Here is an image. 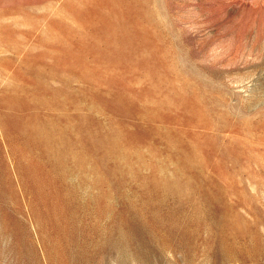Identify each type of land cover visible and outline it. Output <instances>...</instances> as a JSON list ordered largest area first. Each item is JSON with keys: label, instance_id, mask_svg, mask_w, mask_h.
<instances>
[{"label": "rangeland", "instance_id": "rangeland-1", "mask_svg": "<svg viewBox=\"0 0 264 264\" xmlns=\"http://www.w3.org/2000/svg\"><path fill=\"white\" fill-rule=\"evenodd\" d=\"M0 264H264V0H0Z\"/></svg>", "mask_w": 264, "mask_h": 264}, {"label": "bare ground", "instance_id": "bare-ground-1", "mask_svg": "<svg viewBox=\"0 0 264 264\" xmlns=\"http://www.w3.org/2000/svg\"><path fill=\"white\" fill-rule=\"evenodd\" d=\"M24 132L26 134V136H28L29 140H30V144L32 146H35L38 150H39V157L44 161V139L41 138V134L38 137H34L32 136V134L30 133V130L26 127L24 128ZM36 141L38 142V144L36 145Z\"/></svg>", "mask_w": 264, "mask_h": 264}]
</instances>
